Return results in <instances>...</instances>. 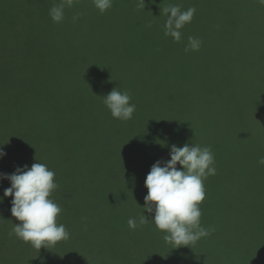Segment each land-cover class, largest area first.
I'll return each instance as SVG.
<instances>
[{
	"label": "trees",
	"instance_id": "16d2710c",
	"mask_svg": "<svg viewBox=\"0 0 264 264\" xmlns=\"http://www.w3.org/2000/svg\"><path fill=\"white\" fill-rule=\"evenodd\" d=\"M184 1L113 0L101 13L93 0H73L56 23L49 10L61 0H0V173L34 163L54 171L50 199L62 208L57 224L70 234L40 249L18 239L13 227L21 222L11 215L12 197L3 196L10 181L2 179L0 264H223L214 210L235 202L200 205L210 234L189 247L165 242L154 213L144 212L143 225L139 216L146 176L157 160L170 159L172 145L209 147L215 175L264 177V6ZM169 5L196 9L178 43L164 35ZM190 36L202 41L199 50L185 51ZM217 45L226 46L222 73L207 64ZM114 88L131 96L132 119H115L105 106ZM220 91L229 99L211 123L193 125L175 109L194 102L195 111L212 110ZM255 185L246 193L259 192ZM130 218L139 225L134 230Z\"/></svg>",
	"mask_w": 264,
	"mask_h": 264
},
{
	"label": "clouds",
	"instance_id": "9594fccd",
	"mask_svg": "<svg viewBox=\"0 0 264 264\" xmlns=\"http://www.w3.org/2000/svg\"><path fill=\"white\" fill-rule=\"evenodd\" d=\"M113 0H93L95 7L105 12L112 7ZM264 6V0H258ZM73 0H61L49 10L51 19L61 23L64 19L65 7H72ZM196 9L194 7L182 11L178 5H169L163 9L167 17L164 24V35L173 38L174 42L182 39L181 29L192 22ZM77 17H73L75 20ZM189 49L199 50L202 41L188 37ZM128 92H120L114 88L104 96V104L113 118L127 121L132 119L135 104L130 103ZM6 153L0 148V158ZM170 159L157 160L146 176L143 212L139 216V225L147 222L146 211L153 214L152 220L158 230L165 233L164 240L175 248L194 245L201 238L210 234L209 229L201 226L202 215L199 205L206 198L204 181L216 174L215 158L209 147L199 145L182 147L172 145ZM264 165V157L258 161ZM177 165L180 167L178 168ZM54 171L47 165L34 163L30 168L25 165L17 167L12 174L0 173V180L10 181V187L4 190V197H12L11 215L21 223L14 224L15 236L23 242L30 243L40 249L69 238V232L63 224H57V217L62 208L50 199L51 193L58 187L54 182ZM3 198L0 197V200ZM136 219L130 218L128 226L136 229Z\"/></svg>",
	"mask_w": 264,
	"mask_h": 264
},
{
	"label": "rangeland",
	"instance_id": "374dc122",
	"mask_svg": "<svg viewBox=\"0 0 264 264\" xmlns=\"http://www.w3.org/2000/svg\"><path fill=\"white\" fill-rule=\"evenodd\" d=\"M179 5H187L184 0H178ZM257 6V2L255 3ZM259 5V4H258ZM182 11L185 9L182 8ZM186 11V10H185ZM197 13H202L198 11ZM218 26V25H216ZM215 31L220 32L216 28ZM226 56V46L217 45L213 49V54L208 61V66L215 73H222L224 69V61ZM191 69H185L184 72ZM262 74L261 79L264 80V63L261 66ZM258 75V70L255 76ZM219 95V101L216 104V108L195 111V103L192 107L179 106L175 107L178 114L184 119L190 121L193 125H198L204 118H209L210 123L215 118V110L218 111L222 106L223 100L229 99V96L224 91ZM194 93L190 87L185 89V96H190ZM211 110V111H210ZM220 118L223 124L228 125V121L225 120V116L220 112ZM216 182L213 180L209 185L205 186L206 198L200 204L206 208H211L217 204H221L220 200L229 199L230 203L225 209L218 208L214 212L217 215V230L220 232L218 237L223 248V264H264V177L260 178L258 175L251 177H244L245 180L249 179L250 182H243L235 177L226 178L221 175H215ZM255 185L254 191H258L254 194H247L249 188L253 184ZM227 186H230L227 190ZM199 205V207H200ZM215 224V223H213ZM203 227V225H202ZM210 224L206 227L209 229ZM208 236H206L207 238ZM166 250L170 249V245L165 243ZM225 255V257H224Z\"/></svg>",
	"mask_w": 264,
	"mask_h": 264
}]
</instances>
